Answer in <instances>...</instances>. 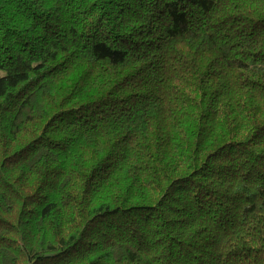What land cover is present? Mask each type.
<instances>
[{"label": "trees", "instance_id": "1", "mask_svg": "<svg viewBox=\"0 0 264 264\" xmlns=\"http://www.w3.org/2000/svg\"><path fill=\"white\" fill-rule=\"evenodd\" d=\"M0 264H264V0H0Z\"/></svg>", "mask_w": 264, "mask_h": 264}]
</instances>
